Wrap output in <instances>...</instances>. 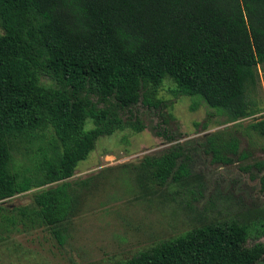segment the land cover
<instances>
[{"label": "trees", "instance_id": "1", "mask_svg": "<svg viewBox=\"0 0 264 264\" xmlns=\"http://www.w3.org/2000/svg\"><path fill=\"white\" fill-rule=\"evenodd\" d=\"M0 28V201L55 183L29 212L48 225L65 220L67 179L96 139L141 131L134 106L163 105L164 77L231 120L257 112L264 0H0ZM250 127L264 136V115ZM18 144L38 145L22 171ZM144 160L160 183L189 174L179 144ZM247 233L235 220L203 223L114 264H253L264 248L244 247Z\"/></svg>", "mask_w": 264, "mask_h": 264}, {"label": "rangeland", "instance_id": "2", "mask_svg": "<svg viewBox=\"0 0 264 264\" xmlns=\"http://www.w3.org/2000/svg\"><path fill=\"white\" fill-rule=\"evenodd\" d=\"M257 72L250 92L257 112L237 120L164 77L160 108L134 106L141 131L100 136L77 163L67 179L72 198L60 225L29 214L37 208L35 193L55 183L0 201V264H114L203 223L232 220L247 225L244 247L264 248V136L250 127L264 115V63ZM177 144L189 174L160 183L144 159ZM37 147L15 146L14 169L29 167ZM253 264H264V252Z\"/></svg>", "mask_w": 264, "mask_h": 264}]
</instances>
